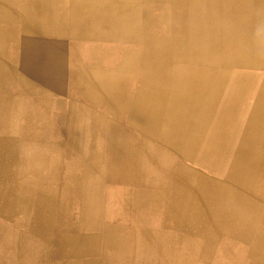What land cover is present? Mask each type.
I'll list each match as a JSON object with an SVG mask.
<instances>
[{
	"label": "crops",
	"instance_id": "obj_1",
	"mask_svg": "<svg viewBox=\"0 0 264 264\" xmlns=\"http://www.w3.org/2000/svg\"><path fill=\"white\" fill-rule=\"evenodd\" d=\"M230 5V0L0 1V108H7L14 102L18 109L28 104L29 108L33 107V113L44 114L50 112V109L54 112L61 99L65 105L68 101H77L80 108H83V130L90 133L89 138L83 141L87 150L83 155V171H86L87 179L83 190L86 186L92 190H85L83 193L95 195L94 203L86 202L85 206L89 208L94 205L96 214L90 220L93 222H83L84 228L91 227L90 232H80L73 239L66 240L71 243L73 259L77 260L73 264H264V241L257 240L258 237L254 234L256 225L245 228L233 218L240 207L225 202L226 194H244L249 200L259 202L256 211H252L250 215L264 217V178L260 179L253 190L238 187L227 178V161L231 158H223V165L212 169L208 165L210 162H204V157L199 156V148L210 145L209 137L198 143L197 149L189 158H184L163 139V119H158L152 125L147 124V111L153 99L160 108L167 109L168 105L177 107L182 104L178 100L169 101L166 87L161 85L160 90L155 85L158 82H154L146 74L145 67L151 62L150 52L213 45L214 42H209L212 39L211 32L222 37L232 18L237 21L242 15L241 21L246 22L257 15V12H250L238 16L237 12L230 11ZM195 27L203 32L208 31V37L197 33ZM23 40L29 43L31 59L24 58L27 46L25 47ZM56 50L63 53L59 68L55 67L51 57ZM35 59L44 60L36 62ZM227 83L228 79L220 87L216 104L209 116L216 113L217 103L219 105L226 101ZM104 86H108L111 91L103 92ZM247 101L246 95L245 105ZM246 111L238 114L239 120L243 119ZM211 124L206 128L209 131L213 126ZM240 126L241 124L231 128L239 130ZM243 128L241 127L242 132ZM235 140L230 142L229 147L235 145ZM200 212L205 213L201 216ZM160 227H163L162 230ZM246 232L251 235L248 236ZM186 251L188 252L185 253ZM257 258L260 263L254 262Z\"/></svg>",
	"mask_w": 264,
	"mask_h": 264
},
{
	"label": "bare ground",
	"instance_id": "obj_2",
	"mask_svg": "<svg viewBox=\"0 0 264 264\" xmlns=\"http://www.w3.org/2000/svg\"><path fill=\"white\" fill-rule=\"evenodd\" d=\"M1 1V0H0ZM90 1V0H89ZM126 2V1H124ZM230 11L239 14L257 12L254 19L241 21L239 19L232 20L226 26L225 35L210 34L212 39L209 42H214L201 48H188L184 50H152L150 52L151 62L145 67L147 75L157 87L165 86L169 91L168 100H178L180 103L177 107L160 108L153 99L151 107L147 111L148 125L157 122L158 119H163V139L167 144L173 146L179 151L182 157L189 158L197 149L198 143L208 139L211 142L208 146L199 148V156L204 157V162H210V168L220 167L223 165V158H231L227 161L228 174L227 178L230 182L238 187L247 188L251 184L254 188L257 186L258 177L264 174V0H230ZM7 3V1H6ZM5 3V4H6ZM132 3V2H131ZM134 4V3H133ZM10 5V4H9ZM135 5V4H134ZM192 7V6H191ZM190 7V8H191ZM6 8V7H5ZM71 8V7H70ZM62 11V10H61ZM134 12V11H133ZM132 12V13H133ZM216 12V11H215ZM103 13V12H102ZM199 13V12H198ZM1 14V13H0ZM216 15V13H214ZM8 15V14H7ZM6 15V16H7ZM19 15V14H18ZM105 15V14H104ZM138 15V13H137ZM206 15V14H205ZM53 16V15H52ZM106 16V15H105ZM209 16V13H208ZM136 18H138L135 15ZM216 17V16H215ZM7 17H5L6 19ZM91 18V17H90ZM131 18V16H130ZM140 18V17H139ZM206 18V17H205ZM213 19V17H210ZM134 19V18H133ZM147 19V18H146ZM1 20V19H0ZM96 20V19H95ZM149 20V18L147 19ZM94 21V20H93ZM97 21V20H96ZM117 21V20H116ZM9 22V21H8ZM87 22V21H85ZM112 22V21H111ZM123 22V21H121ZM125 22V21H124ZM132 22V21H131ZM135 22V20H134ZM137 22V21H136ZM199 22V21H198ZM201 22V20H200ZM204 22V21H203ZM78 23V22H76ZM116 23V22H115ZM15 24V23H14ZM94 24V23H93ZM146 24V23H145ZM19 25V24H18ZM101 25V24H100ZM159 25V24H158ZM221 25V24H220ZM68 26V24H67ZM125 26V25H124ZM9 27V26H8ZM74 27V26H73ZM92 27V26H91ZM96 27V26H95ZM100 27V26H99ZM102 27V26H101ZM155 27V25H154ZM71 28V26L69 27ZM191 28V27H190ZM95 29V28H94ZM155 29V28H154ZM165 29V28H164ZM163 29V30H164ZM196 32L201 36L208 37V31L203 32L199 27H195ZM218 29V28H216ZM12 30V29H11ZM27 30V28H25ZM29 30V29H28ZM84 30V28H83ZM99 30V29H97ZM96 30V31H97ZM161 30V29H160ZM167 30V28H166ZM76 31V30H75ZM88 31V30H87ZM102 31V30H101ZM156 31V30H155ZM188 31H190L188 29ZM199 31V32H198ZM216 31V30H215ZM218 31V30H217ZM9 32V30H8ZM12 32V31H11ZM203 32V33H201ZM80 33V32H79ZM87 33V32H86ZM90 33V32H89ZM102 33V32H101ZM114 33V32H113ZM155 33V32H154ZM192 33V31H191ZM11 34V33H10ZM69 34V33H68ZM73 34V33H72ZM85 34V33H84ZM92 34V33H91ZM94 34V33H93ZM144 34V33H143ZM164 34V33H163ZM162 34V35H163ZM74 35V34H73ZM80 35V34H79ZM165 35V34H164ZM177 35V34H176ZM182 35V34H181ZM183 36V35H182ZM217 36V39H216ZM68 37V36H67ZM74 37V36H73ZM142 37V36H141ZM165 37V36H164ZM184 37V36H183ZM86 38V37H85ZM23 39V38H22ZM170 39V38H169ZM173 39V38H171ZM185 39V38H184ZM149 40V38H148ZM174 40V39H173ZM177 40V39H176ZM24 45V58L28 60L30 57V46L27 40ZM68 41V40H67ZM92 41V40H91ZM90 41V42H91ZM95 42V41H93ZM103 42V41H102ZM108 42V41H106ZM154 42V41H152ZM169 42V41H168ZM155 43V42H154ZM170 43V42H169ZM188 43V42H187ZM49 44V43H48ZM47 44V45H48ZM127 44V43H126ZM130 44V43H128ZM132 44V43H131ZM172 44V43H171ZM183 44V43H182ZM68 45V43H67ZM106 45V44H105ZM147 45V44H146ZM174 45V43H173ZM178 45V44H177ZM102 46V45H101ZM108 46V45H107ZM105 46V48L107 47ZM154 46V45H153ZM181 46V45H180ZM184 46V45H183ZM103 47V46H102ZM110 48V46H108ZM175 47V46H174ZM155 48V47H154ZM185 48V47H184ZM36 49V47H35ZM79 49V48H78ZM147 49V48H146ZM85 50V49H84ZM108 50V49H107ZM36 52V50H34ZM33 51V52H34ZM78 51V50H77ZM93 51V50H92ZM146 51V50H145ZM79 52V51H78ZM89 52V51H88ZM32 53V52H31ZM47 53V50H46ZM87 53V52H86ZM36 54V53H35ZM69 54V53H68ZM73 54V53H72ZM77 54V53H76ZM88 54V53H87ZM85 54V56L87 55ZM141 54V53H140ZM44 55V53H43ZM94 55V53H93ZM98 55V54H97ZM142 55V54H141ZM46 56V55H44ZM43 56V57H44ZM144 56V55H142ZM146 56V55H145ZM42 57V56H41ZM55 67L63 60L61 50H56L54 56L51 55ZM69 57V56H68ZM148 57V56H147ZM46 58V57H45ZM141 58V57H140ZM143 58V57H142ZM31 59V58H29ZM48 59V58H47ZM4 60V59H3ZM13 60V59H12ZM15 60V59H14ZM44 59H35L36 62H41ZM5 61V60H4ZM103 61V59H102ZM101 61V62H102ZM110 61V60H109ZM138 61V60H137ZM2 62V61H1ZM23 62V61H22ZM27 62V61H26ZM34 63V59L32 60ZM52 62V63H53ZM68 62V61H67ZM100 62V63H101ZM24 63V62H23ZM120 63V62H119ZM15 64V63H14ZM32 64V63H31ZM42 64V63H41ZM107 64V63H106ZM4 66V64H2ZM30 65V64H29ZM43 65V64H42ZM6 66V65H5ZM104 66V65H103ZM108 66V65H107ZM115 66V65H114ZM138 67V65L136 64ZM8 67V66H7ZM72 67V66H71ZM10 68V67H9ZM8 68V69H9ZM39 68V67H38ZM100 68V67H99ZM110 68V67H108ZM140 68V67H139ZM15 69V68H14ZM26 69V68H25ZM105 69V68H104ZM53 70V69H52ZM63 70V67H62ZM79 70V69H78ZM81 70V69H80ZM89 70V69H87ZM141 72L142 69L140 68ZM19 71V69H18ZM28 72V70H26ZM41 71V70H40ZM50 71V70H49ZM123 71V70H122ZM126 71V70H125ZM136 71V70H135ZM56 72V71H55ZM60 72V71H59ZM83 72V71H82ZM138 72V71H137ZM32 73V72H30ZM36 73V72H35ZM45 73V71H44ZM43 73V74H44ZM111 73V71H110ZM120 73V72H119ZM55 74V73H54ZM59 74V73H58ZM57 74V75H58ZM63 74V73H61ZM77 74V72H76ZM4 75V74H2ZM30 75V74H29ZM45 75V74H44ZM60 75V74H59ZM134 75V74H133ZM136 75V74H135ZM48 76V75H47ZM62 76V75H60ZM104 76V75H102ZM106 76V74H105ZM143 76H145L143 74ZM40 77V75H39ZM127 77V75H126ZM136 77V76H135ZM21 78V76H20ZM42 78V77H40ZM55 78V77H54ZM61 78V77H60ZM87 79V77L85 76ZM112 78V77H111ZM121 78V77H120ZM137 78V77H136ZM147 78V77H146ZM53 79V78H52ZM69 79V78H68ZM74 79V78H73ZM123 79V78H122ZM142 79V78H141ZM227 83L228 97L225 102L218 105L217 111L213 115L210 114L214 109L220 87ZM18 80V78H17ZM75 80V79H74ZM147 80V79H145ZM105 81V80H104ZM108 81V80H107ZM142 81V80H141ZM26 82V81H25ZM53 82V81H51ZM62 80L60 81V83ZM74 82V81H73ZM18 83V82H17ZM104 83V82H103ZM106 83V82H105ZM118 83V81H117ZM148 83V82H147ZM19 84V83H18ZM54 84V83H53ZM64 84V83H63ZM116 84V83H115ZM123 84V83H122ZM146 84V83H145ZM2 85V84H1ZM22 85V84H21ZM57 85V84H56ZM65 85V84H64ZM74 86V83L72 84ZM153 85V84H152ZM19 86V85H18ZM17 86V87H18ZM60 86V85H59ZM68 86V85H67ZM118 86V84H117ZM27 87V86H26ZM69 87V86H68ZM81 87V86H80ZM83 87V86H82ZM60 88V87H58ZM72 90L73 87H71ZM56 89V87H55ZM79 89V88H78ZM82 89V88H81ZM123 89V87H122ZM161 90V88H160ZM91 91V90H90ZM103 92L111 91L108 86H104ZM113 91V90H112ZM121 91V90H120ZM18 92V91H17ZM27 92V91H26ZM101 92V91H100ZM118 92V91H117ZM2 93V92H1ZM45 93V92H44ZM65 93V92H64ZM69 93V92H68ZM72 93V92H70ZM81 93V92H79ZM83 93V92H82ZM88 93V92H87ZM116 93V92H115ZM119 93V92H118ZM122 93V92H121ZM12 94V93H11ZM15 94V93H14ZM107 94V93H106ZM105 94V95H106ZM120 94V93H119ZM168 94V93H167ZM17 95V94H16ZM43 95V94H42ZM61 95V93H60ZM73 95V94H72ZM86 95V94H84ZM247 95V103L245 105V97ZM51 97V96H50ZM78 97V96H77ZM90 97V96H89ZM88 97V98H89ZM103 97V95H102ZM101 97V98H102ZM25 98V97H24ZM100 98V100H101ZM105 98V97H104ZM112 98V97H111ZM252 98V99H251ZM23 99V98H22ZM114 99V97H113ZM88 100V99H87ZM86 100V102H87ZM105 100V99H104ZM112 100V99H111ZM119 100V99H118ZM117 100V101H118ZM127 100V99H126ZM67 101V100H65ZM83 101V100H82ZM85 101V100H84ZM114 101V102H117ZM120 101V100H119ZM252 101V102H251ZM12 102V101H11ZM101 103V102H100ZM113 103V101H112ZM105 104V103H104ZM195 104V105H194ZM47 105V104H46ZM101 105V104H99ZM115 105V104H114ZM121 105V104H120ZM128 105V104H127ZM70 106V104H69ZM73 106V105H72ZM66 107V106H65ZM69 108V107H68ZM98 108V107H97ZM104 108V107H103ZM117 108V106H116ZM72 109V107H71ZM112 109V108H111ZM119 109V108H118ZM163 109V110H162ZM209 109V111H207ZM100 110V109H99ZM117 110V109H116ZM123 110V109H122ZM243 110H247L242 120L238 119V114ZM106 111V110H105ZM104 111V113H105ZM120 111V110H119ZM23 112V111H22ZM92 112V111H91ZM49 113V112H48ZM85 113V112H84ZM117 113V112H116ZM107 114V113H106ZM121 114V113H120ZM9 115V114H8ZM22 115V114H21ZM53 115V114H52ZM101 115V114H100ZM213 115V117H211ZM73 116V114H72ZM89 117V116H88ZM53 118V117H52ZM66 118V117H65ZM64 118V119H65ZM103 118V117H102ZM214 118V119H213ZM47 119V117H46ZM55 119V118H54ZM9 120V119H8ZM27 120V119H26ZM66 120V119H65ZM71 120V119H70ZM113 120V119H111ZM117 120H119L117 118ZM9 122V121H8ZM72 121H70L71 123ZM104 122H106L104 120ZM109 122V121H108ZM183 123H189L184 126ZM20 123V122H19ZM65 123V122H64ZM84 123V122H83ZM212 123V129H206L208 124ZM22 124V123H21ZM74 124V123H73ZM85 124V123H84ZM104 124V123H103ZM211 124V125H212ZM240 129H232L240 125ZM28 125V124H27ZM39 125V124H38ZM88 125V124H87ZM42 126V125H41ZM44 126V125H43ZM51 126V124H50ZM65 126V125H64ZM128 126V125H127ZM26 127V126H25ZM28 127V126H27ZM46 127V126H45ZM72 127V126H71ZM232 127V128H231ZM241 127L244 129L243 132ZM73 128V127H72ZM71 128V129H72ZM88 128V127H87ZM127 128V127H126ZM28 129H30L28 127ZM38 129V128H37ZM54 129V128H53ZM21 130V129H20ZM68 130V129H67ZM133 130V129H132ZM34 131V130H33ZM73 131V130H72ZM123 131V130H122ZM130 131V130H129ZM31 132V130H30ZM65 132V131H63ZM69 132V131H68ZM74 132V131H73ZM76 132V130H75ZM74 132V133H75ZM36 133V132H35ZM82 133V132H81ZM127 133V132H126ZM139 133V132H138ZM3 134V133H2ZM24 134V133H23ZM70 134V133H69ZM72 134V133H71ZM117 134V133H116ZM5 135V134H4ZM78 135V134H77ZM3 136V135H2ZM6 136V135H5ZM236 136V137H235ZM64 137V136H63ZM87 137V136H86ZM235 137V139H234ZM51 138V137H50ZM85 138V137H84ZM121 138V137H120ZM129 138V137H128ZM142 139V138H141ZM78 140V139H77ZM235 140V145L229 144ZM207 141V143L209 142ZM32 142V141H31ZM35 142V141H34ZM78 142V141H77ZM142 142V141H141ZM22 144V142H20ZM27 143V142H26ZM64 143V142H63ZM67 143V141H66ZM155 143V142H154ZM39 144V143H38ZM260 145L258 152L254 154L251 160L253 147ZM27 145V144H25ZM23 145V146H25ZM46 145V144H45ZM128 145V144H127ZM36 146V145H35ZM117 146V145H116ZM22 147V146H21ZM43 147V146H42ZM77 148V147H76ZM96 148V147H95ZM100 148V147H99ZM140 148V147H139ZM159 148V147H158ZM39 149V148H38ZM41 149V148H40ZM45 149V148H44ZM86 149V148H85ZM78 150V149H77ZM76 150V151H77ZM121 150V149H118ZM2 151V150H1ZM47 151V150H46ZM81 151V149L79 150ZM18 152V151H17ZM37 152V151H36ZM131 152V149H130ZM154 152V151H153ZM164 152V151H163ZM4 153V152H3ZM25 153V152H24ZM47 153V152H46ZM167 153V152H166ZM115 154V153H114ZM123 154V152H122ZM121 154V155H122ZM127 154V152H126ZM155 154V153H154ZM3 155V154H2ZM66 155V153H65ZM152 155V154H151ZM198 155V154H197ZM45 156V155H44ZM75 156V155H74ZM80 156V155H79ZM104 156V155H103ZM115 156V155H114ZM127 156V155H126ZM159 156V155H158ZM157 156V157H158ZM161 156V155H160ZM24 157V155L22 156ZM41 157V155H40ZM68 157V156H67ZM172 157V156H171ZM180 157V156H179ZM195 157V156H194ZM25 158V157H24ZM63 158V156H62ZM77 158V157H76ZM113 158V157H112ZM152 158V156H151ZM169 158V157H168ZM197 158V157H196ZM200 158V157H198ZM2 159V158H0ZM72 159V158H71ZM74 159V158H73ZM78 159V158H77ZM147 159V158H146ZM155 159V158H154ZM201 159V158H200ZM41 160V159H40ZM69 160V159H68ZM81 160V159H80ZM85 160V159H84ZM104 160V159H103ZM152 160V159H151ZM156 160V159H155ZM170 160V159H169ZM174 160V159H173ZM176 160V159H175ZM184 160V159H183ZM251 160V162H250ZM23 161V160H22ZM67 161V160H66ZM77 161V160H76ZM102 161V159H101ZM147 161V160H146ZM157 161V160H156ZM186 161V160H185ZM202 161V160H199ZM26 162V161H25ZM32 162H34L32 160ZM155 162V161H153ZM159 162V161H158ZM157 162V163H158ZM198 162V159H197ZM84 163V162H83ZM121 163V162H120ZM178 163V162H177ZM185 163V162H184ZM200 163V162H199ZM17 164V163H16ZM37 164V163H36ZM39 164V163H38ZM108 164V162H107ZM106 164V165H107ZM153 164V163H152ZM151 164V165H152ZM162 164V163H161ZM169 164V163H168ZM174 164V163H173ZM250 164V167L248 166ZM105 165V166H106ZM160 165V164H159ZM197 165V164H196ZM199 165V164H198ZM1 166V165H0ZM21 166V165H20ZM34 166V165H33ZM67 166V165H66ZM153 166V165H152ZM158 166V165H157ZM172 166V165H171ZM207 166V165H206ZM162 167V166H161ZM168 167V166H167ZM188 167V166H187ZM199 167V166H198ZM73 168V166H72ZM84 168V167H83ZM107 168V167H106ZM159 168V167H158ZM200 168V167H199ZM19 169V165H18ZM40 170V168H39ZM38 170V171H39ZM139 170V169H138ZM202 170V169H201ZM17 171V169H16ZM154 171V170H153ZM156 171V170H155ZM35 172V171H34ZM139 172V171H138ZM173 172V171H172ZM212 172V171H211ZM75 173V171H74ZM107 173V172H106ZM119 173V172H118ZM117 173V174H118ZM35 174V173H34ZM78 174V173H77ZM108 174V173H107ZM150 174V173H149ZM171 174V173H170ZM213 174V173H211ZM216 174V173H215ZM38 174H36L37 176ZM75 175V174H74ZM116 175V174H115ZM119 175V174H118ZM127 175V174H125ZM124 175V176H125ZM144 175V174H143ZM175 175V174H174ZM106 176V175H105ZM162 176V175H161ZM203 176V175H202ZM82 177V176H80ZM112 177V176H111ZM114 177V176H113ZM122 177V176H121ZM153 177V176H152ZM155 177V176H154ZM173 177V176H172ZM17 178V177H16ZM42 178V177H40ZM60 178V177H59ZM75 178V177H74ZM106 178V177H105ZM119 177L117 176V179ZM131 178V177H130ZM206 178V177H205ZM64 179V178H63ZM172 179V178H171ZM209 179V178H208ZM44 180V179H43ZM60 180V179H59ZM69 180V179H68ZM76 180V179H74ZM106 180V179H105ZM131 180V179H130ZM138 180V179H137ZM136 180V181H137ZM148 180V179H147ZM155 180V179H154ZM201 180V179H200ZM51 181V180H50ZM70 181V180H69ZM144 181V180H143ZM156 181V180H155ZM163 181V179H161ZM173 181V179H172ZM49 182V181H47ZM66 182V181H65ZM74 182V181H73ZM77 182V181H76ZM138 182V181H137ZM210 182V181H209ZM14 183V182H13ZM71 183V182H70ZM196 183V182H195ZM199 183V182H198ZM213 183V182H212ZM218 183V182H217ZM221 184V182H219ZM40 184V183H39ZM135 184V183H134ZM156 184V182H155ZM162 184L159 183V185ZM201 184V183H200ZM19 185V183H18ZM122 185V184H121ZM215 185L219 187L216 183ZM227 185V184H226ZM25 186V184H24ZM64 186V185H63ZM85 186V185H84ZM124 186V185H123ZM131 186V185H130ZM156 186V185H155ZM198 186V185H197ZM204 186V185H203ZM80 186H78L79 188ZM129 187V186H128ZM133 187V186H132ZM135 187H137L135 185ZM139 187V186H138ZM142 187V186H141ZM167 187V186H166ZM196 187V186H195ZM194 187V188H195ZM201 187V186H200ZM216 187V188H217ZM31 188V187H30ZM70 188V187H69ZM147 188V187H146ZM151 188V187H150ZM193 188V189H194ZM199 188V187H198ZM233 188V187H232ZM129 189V188H128ZM155 189V188H154ZM158 189V188H157ZM197 189V188H195ZM200 189V188H199ZM205 189V188H204ZM214 189V188H213ZM39 190V189H38ZM135 190V189H134ZM156 190V189H155ZM154 190V191H155ZM217 190V189H216ZM36 191V190H35ZM204 191V190H203ZM202 191V193H203ZM206 191V189H205ZM208 191V190H207ZM238 192V191H237ZM245 192V191H244ZM40 193V192H39ZM121 193V192H120ZM123 193V192H122ZM135 193V191H134ZM152 193V192H151ZM155 193V192H154ZM162 193V192H161ZM160 193V194H161ZM207 193V192H206ZM210 193V192H209ZM214 193V191L212 192ZM230 193V192H229ZM149 194V191H148ZM196 194V193H192ZM208 194V193H207ZM120 195V194H119ZM150 195V194H149ZM132 196V195H131ZM147 196V195H146ZM192 196V195H191ZM207 197V195H204ZM54 197V196H53ZM121 197V195H120ZM130 197V196H129ZM155 197V196H154ZM200 197V196H199ZM212 197V196H211ZM22 198V197H21ZM31 198V196H30ZM33 198V197H32ZM131 198V197H130ZM192 198V197H191ZM135 199V198H134ZM152 199V198H151ZM194 199V198H193ZM222 199V198H221ZM25 200V199H24ZM34 200V199H33ZM80 200V199H79ZM115 200V199H114ZM118 200V198H117ZM115 200V201H117ZM223 200V199H222ZM27 201V200H26ZM46 201V200H45ZM198 201V200H197ZM206 201V200H205ZM1 202V201H0ZM155 202V201H154ZM212 202V200H211ZM221 202V201H220ZM225 202L233 204V206L241 205L246 212L251 214L256 211L259 206L256 200H249L241 193L226 194ZM18 203V202H17ZM24 203V202H22ZM191 203V201L189 202ZM206 203V202H205ZM113 204V203H112ZM74 205V204H73ZM114 205V204H113ZM112 205V206H113ZM225 205V203H224ZM19 206V205H18ZM30 206V205H29ZM79 206V205H78ZM152 206V204H151ZM199 206V205H198ZM203 206V205H202ZM211 206V205H209ZM228 206V205H227ZM139 207V206H138ZM201 207V205H200ZM210 210V207H208ZM223 208V207H222ZM221 208V209H222ZM228 208V207H227ZM45 209V208H44ZM75 209V208H74ZM137 209V208H136ZM156 209V208H155ZM190 209V208H188ZM220 209V210H221ZM226 209V208H225ZM77 210V209H76ZM134 210V209H133ZM201 210V209H200ZM205 210V209H204ZM203 210V211H204ZM223 210V209H222ZM29 211V209H28ZM171 211V210H170ZM194 211V210H193ZM232 211V210H231ZM230 211V212H231ZM260 211V210H259ZM114 212V211H113ZM206 212V211H205ZM205 212H200L202 216ZM208 212V211H207ZM262 213V212H260ZM75 214V213H74ZM78 214V212H77ZM197 214V213H196ZM239 212L233 215L237 221H240ZM258 214V213H257ZM117 215V214H116ZM187 215V214H186ZM193 215V214H192ZM209 215V213H208ZM231 215V214H230ZM164 216V215H163ZM200 216V217H201ZM207 216V214H206ZM132 217V216H131ZM76 218V217H75ZM133 218V217H132ZM186 218V217H185ZM193 218V217H192ZM227 218V217H225ZM229 218V217H228ZM227 218V219H228ZM4 219V218H2ZM10 219V218H9ZM206 219V218H205ZM208 219V218H207ZM8 220V219H7ZM118 220V219H117ZM230 220V219H229ZM251 218H246L247 224ZM129 221V220H128ZM209 221V219H208ZM121 222V221H120ZM197 222V221H196ZM229 222V221H228ZM256 222L261 224V230L254 233L259 242L264 241V217L261 216ZM13 223V222H12ZM171 223V221H170ZM236 223V222H235ZM14 224V223H13ZM12 224V225H13ZM194 224V223H193ZM222 224V223H221ZM256 224V223H255ZM107 225V223H106ZM194 226V225H193ZM225 226V224H224ZM131 227V226H130ZM259 227V226H258ZM124 228V226H123ZM126 228V227H125ZM135 228V227H134ZM161 228V227H160ZM163 228V227H162ZM162 228L160 230H162ZM225 228V227H224ZM102 229V228H101ZM130 229V228H129ZM128 229V230H129ZM126 230V229H125ZM204 230V229H203ZM220 230V229H219ZM127 231V230H126ZM140 231V230H139ZM208 231V230H207ZM19 232V231H18ZM28 232V231H27ZM125 232V231H124ZM163 232V231H162ZM167 232V231H166ZM254 232V231H253ZM259 232V233H258ZM173 233V232H172ZM203 232H201L202 234ZM229 233V232H228ZM248 235V232H246ZM21 234V233H20ZM99 234V233H98ZM115 234V233H114ZM253 234V235H254ZM19 235V234H18ZM29 235V234H28ZM122 235V233H121ZM162 235V234H161ZM192 235V234H191ZM159 236V235H158ZM228 236V235H227ZM246 236V235H245ZM85 237V236H84ZM99 237V236H98ZM119 237V236H118ZM140 237V236H139ZM155 237V235H154ZM153 237V238H154ZM24 238V237H22ZM198 238V237H197ZM29 239V238H28ZM32 239V238H31ZM122 239V238H121ZM145 239V237H144ZM161 239V238H160ZM26 240V239H25ZM34 240V239H33ZM32 240V241H33ZM42 240V239H41ZM180 240V239H179ZM31 241V242H32ZM156 241V239H155ZM29 242V241H28ZM37 242V241H36ZM81 242V241H80ZM85 242V241H84ZM120 242V241H119ZM118 242V243H119ZM139 242V240H138ZM137 242V243H138ZM152 242V241H151ZM50 243V242H49ZM194 243V242H193ZM199 243V242H198ZM217 243V242H216ZM48 244V243H47ZM85 244V243H84ZM121 244V243H120ZM153 244V243H152ZM156 244V243H155ZM159 244V243H158ZM31 245V244H28ZM49 245V244H48ZM181 245V244H180ZM194 245V244H193ZM208 245V244H207ZM23 246V245H22ZM100 246V245H99ZM120 246V245H119ZM118 246V247H119ZM133 246V244H132ZM139 246V245H138ZM153 246V245H152ZM178 246V245H177ZM28 247V246H27ZM47 247V246H46ZM85 247V246H84ZM94 247V246H93ZM98 247V246H97ZM160 247V246H159ZM163 247V246H162ZM216 247V246H215ZM26 248V247H25ZM24 248V249H25ZM88 248V246H87ZM95 248V247H94ZM170 248V247H169ZM177 248V247H176ZM175 248V249H176ZM182 248V247H181ZM203 248V247H202ZM79 249V248H78ZM77 249V250H78ZM85 249V248H84ZM89 249V248H88ZM97 249V248H96ZM99 249V248H98ZM97 249V250H98ZM118 249V248H117ZM134 249V247H133ZM132 249V250H133ZM142 249V246H141ZM148 249V248H147ZM205 249V248H204ZM23 250V249H22ZM108 250V249H107ZM110 250V249H109ZM116 250V249H115ZM138 250V249H137ZM187 250V249H186ZM21 251V250H19ZM79 251V250H78ZM85 251V250H84ZM177 251V250H176ZM193 251V250H192ZM214 251V250H213ZM18 252V251H17ZM83 252V251H81ZM108 252V251H107ZM111 252V251H110ZM133 252V251H132ZM139 252V251H138ZM183 252V251H181ZM186 251L185 253H187ZM23 253V252H22ZM71 253V252H70ZM85 253V252H84ZM105 253V252H104ZM126 253V252H125ZM170 253V252H169ZM201 253V251H200ZM260 253V252H259ZM19 254V252H18ZM21 254V253H20ZM19 254V255H20ZM29 254V253H28ZM26 254V256H28ZM107 254V253H106ZM111 254L112 253H108ZM143 254V253H142ZM141 254V255H142ZM157 254V253H156ZM192 254V253H191ZM198 254V253H197ZM203 254H205L203 252ZM17 255V254H16ZM100 255V254H99ZM138 255V254H137ZM144 255V254H143ZM142 255V256H143ZM160 255V254H159ZM158 255V256H159ZM178 255V254H177ZM215 255V252H214ZM22 256V255H21ZM24 256V257H26ZM72 256V255H71ZM70 256V257H71ZM153 256V254H152ZM155 256V255H154ZM186 256V255H185ZM188 256V255H187ZM259 256V255H258ZM182 257V256H181ZM189 257V256H188ZM191 257V256H190ZM206 257V256H205ZM18 258V257H17ZM16 258V259H17ZM29 258V256H28ZM53 258V257H52ZM66 258V257H65ZM107 258V257H106ZM110 258V257H109ZM144 258V257H143ZM214 258V256H213ZM254 258V257H253ZM256 258V257H255ZM260 258V257H259ZM23 259V258H22ZM137 259V258H136ZM152 259V258H151ZM160 259V257H159ZM203 259V258H202ZM200 259V261L202 260ZM58 260V259H57ZM105 260V259H104ZM144 260V259H143ZM155 260V259H153ZM182 260V259H181ZM195 260V259H194ZM26 261V260H25ZM84 261V260H83ZM142 261V260H141ZM260 263V259H255L254 262ZM264 261V260H262ZM20 262V261H19ZM22 262V261H21ZM33 262V261H32ZM54 263V261H52ZM74 262V261H73ZM79 262V261H78ZM100 262V261H99ZM136 262V261H135ZM146 262V261H145ZM152 262V261H151ZM164 262V261H163ZM205 262V261H204ZM17 264V263H16ZM28 264V263H26ZM144 264V263H143ZM147 264V262L145 263ZM155 264V262H154ZM169 264V263H168Z\"/></svg>",
	"mask_w": 264,
	"mask_h": 264
},
{
	"label": "rangeland",
	"instance_id": "obj_3",
	"mask_svg": "<svg viewBox=\"0 0 264 264\" xmlns=\"http://www.w3.org/2000/svg\"><path fill=\"white\" fill-rule=\"evenodd\" d=\"M78 104L68 101L65 105L61 99L54 112L50 109L44 114L33 113V107L29 108L28 104L18 109L14 102L7 108H0V264H73L77 261L70 253L71 243L66 240L80 232H90L91 227L84 228L83 222H93L90 220L96 214L94 205L85 206L86 202L94 203L95 195L83 193L92 190L87 186L83 190L87 181L86 171H83V155L87 150L83 141L90 133L83 130V108ZM19 111H23L22 115L16 113ZM259 147L258 144L253 147L251 160ZM262 178L264 174L258 177L257 186ZM253 186L249 184L247 188L253 190ZM235 207H240L241 225L247 229L256 225V231L261 230V224L256 222L260 218L252 217L241 205ZM246 218H251L247 224Z\"/></svg>",
	"mask_w": 264,
	"mask_h": 264
}]
</instances>
